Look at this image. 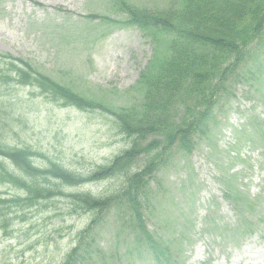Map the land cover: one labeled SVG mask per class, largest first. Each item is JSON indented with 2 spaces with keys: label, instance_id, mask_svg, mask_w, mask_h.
Returning a JSON list of instances; mask_svg holds the SVG:
<instances>
[{
  "label": "rangeland",
  "instance_id": "1",
  "mask_svg": "<svg viewBox=\"0 0 264 264\" xmlns=\"http://www.w3.org/2000/svg\"><path fill=\"white\" fill-rule=\"evenodd\" d=\"M125 2L150 12L177 5L176 0ZM112 4L113 0H0V53L30 62L113 111L131 108L140 100L137 82L153 50L138 29L122 26L127 17ZM92 14L121 24L87 19ZM228 88L231 93L218 104L210 132L191 154L179 152L162 172L165 192L158 195L150 229L179 233V264H264V95L259 94L264 78ZM0 100L2 111L12 109L15 115L6 145L41 153L37 166H46L48 158L85 175L128 147L111 118L101 113L63 107L37 90L13 84L1 88ZM140 160L138 168L146 162ZM0 164L14 172L8 162L0 159ZM73 190L100 194L108 186L66 191ZM227 192L236 200L233 206L225 198ZM0 195L11 199L23 191L0 181ZM237 201L244 204L241 214ZM9 211L7 226L0 229V264H58L87 220L71 217L69 203L62 198L25 212L10 204ZM120 224L117 217L102 223L98 243L105 247L103 253L116 249L118 254L106 264L117 262L125 252L115 247ZM145 257L133 260L125 255L121 264H152Z\"/></svg>",
  "mask_w": 264,
  "mask_h": 264
},
{
  "label": "trees",
  "instance_id": "2",
  "mask_svg": "<svg viewBox=\"0 0 264 264\" xmlns=\"http://www.w3.org/2000/svg\"><path fill=\"white\" fill-rule=\"evenodd\" d=\"M176 1V8L169 11L150 12L113 0L112 6L127 17L122 26L138 29L153 50L137 82L140 100L131 108L113 111L30 62L0 53V92L13 84L37 90L39 96L63 107L101 113L111 118L113 129L129 143L119 155L85 175L48 158L46 166H37L35 159L43 157L41 153L6 145L15 115L12 109L0 108V159L14 170L9 172L0 164V181L23 191L11 199L0 195V229L7 226L10 204L25 212L62 198L69 203L71 217H87L58 264H99L100 259V264H106L116 257V249L104 254L105 247L98 243L103 221L112 217L121 223L120 233L114 235L115 247L121 253V247L125 250L113 264H121L125 255L133 260L146 256L152 264H179V233L164 235L150 229L158 195L165 188L162 174L179 152L191 154L210 132L218 104L231 93L228 84L264 78V0ZM87 19L121 24L98 14ZM259 94L263 96L264 90ZM140 158L146 162L138 168ZM99 184H106L108 190L100 194L66 191ZM225 198L232 206L236 202L231 193H225ZM238 203L241 214L244 204Z\"/></svg>",
  "mask_w": 264,
  "mask_h": 264
}]
</instances>
